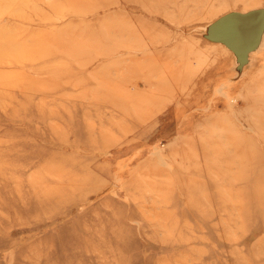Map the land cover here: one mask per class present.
<instances>
[{
  "label": "rangeland",
  "instance_id": "374dc122",
  "mask_svg": "<svg viewBox=\"0 0 264 264\" xmlns=\"http://www.w3.org/2000/svg\"><path fill=\"white\" fill-rule=\"evenodd\" d=\"M264 0H0V264H264Z\"/></svg>",
  "mask_w": 264,
  "mask_h": 264
},
{
  "label": "water",
  "instance_id": "95a60500",
  "mask_svg": "<svg viewBox=\"0 0 264 264\" xmlns=\"http://www.w3.org/2000/svg\"><path fill=\"white\" fill-rule=\"evenodd\" d=\"M263 29V9L245 13L230 12L211 24L207 39L226 46L241 67L247 61L248 54L259 45Z\"/></svg>",
  "mask_w": 264,
  "mask_h": 264
}]
</instances>
